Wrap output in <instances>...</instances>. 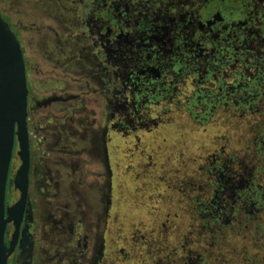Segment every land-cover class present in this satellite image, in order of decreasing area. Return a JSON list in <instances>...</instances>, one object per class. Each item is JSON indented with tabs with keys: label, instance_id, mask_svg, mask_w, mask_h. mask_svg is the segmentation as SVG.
I'll list each match as a JSON object with an SVG mask.
<instances>
[{
	"label": "flooded vegetation",
	"instance_id": "af4514ba",
	"mask_svg": "<svg viewBox=\"0 0 264 264\" xmlns=\"http://www.w3.org/2000/svg\"><path fill=\"white\" fill-rule=\"evenodd\" d=\"M1 1L10 3V6L15 3H51L59 6V10L72 8L81 14L80 26L72 30L66 28L55 37L60 45L67 43L70 46L72 42L78 44L79 49L73 55L72 66L86 64L82 62L81 51L92 58L94 65L91 73L96 79L94 85L97 86L93 90L89 86L86 91L88 94L99 95L103 100L102 119L94 110L79 111L81 105L77 101L78 94L67 88L64 82L69 75L57 78L63 81L60 84L62 92H52L51 88L45 87L47 80L55 77L46 76L43 69L34 68L37 61L24 58L23 54L22 56L28 91V130L31 125L30 110L35 109V106L44 111L46 118L51 115L50 107L55 105H60L63 113L85 115L89 121L95 119L94 115L97 116L107 197L99 240L92 247L93 253L89 252L92 255L87 264H115L131 259L136 264H170L169 261L173 259L172 253L161 259V251L148 250L137 257H130L124 253V249L117 248L114 241H110L113 245L110 252H104V233L107 232L110 238L108 226H112L119 218L117 213L113 217L110 215L116 201L113 199L112 172L107 150V143L111 141L110 134L116 133L129 138L138 131L151 132L159 124L173 122L172 115H185L189 121H193V125L200 127L213 122L211 119L219 112L238 121L249 117L252 122L249 133L253 137L245 148L243 161L239 160L235 164L237 158L229 159V166L234 165L233 169L236 167V170L230 171L220 163L214 164L218 165L217 170L211 168L212 163L204 168V187L214 194L212 205L216 206L215 209L210 207L209 211L206 208L208 204H200V201L188 196L186 190L189 185L184 182L185 176L167 178L165 185L171 184L172 190L170 186L166 194L168 199L163 201L176 206L178 210H184V215L192 217L194 212L193 221L203 233L210 235L209 239L212 241L218 234L222 240L223 232L228 230L243 241V244L248 242L250 234L251 240L264 241V0H0V3ZM30 64L34 66L31 67ZM43 79L46 82L41 81ZM38 95L43 96L41 103L37 101ZM158 110V117L150 119V115ZM134 139L139 143L136 136ZM29 146L27 207L7 264H81L83 256L87 255L88 245L80 226L68 228L65 231L66 238L62 241L64 228L54 232L47 223L46 204L50 196L45 195L46 185L42 179L44 173L39 170L47 155L35 162L40 172L36 185L42 199H39L35 208L31 202L34 163L30 139ZM136 146L135 151H138ZM138 154L140 161L146 160L143 152ZM215 160L219 161L220 158L213 159L212 162ZM16 161L18 160L13 154L6 187V207L15 204L19 197L10 183L17 169L14 166ZM244 163L249 166L246 167ZM156 168L151 162L145 166H137L140 175L133 178L137 188L130 193L129 181L126 180L128 170H120L117 181L119 205L135 209L157 208L158 203L153 200H158V195L149 197L148 193H154L159 188ZM68 175L74 186L84 184V179L76 178L71 169ZM179 188L185 191L181 192ZM175 190L181 195L177 196ZM171 194L173 196L169 197ZM175 195L177 198L173 200ZM165 204L167 203L163 205ZM39 212H45L42 223L46 229L45 239L40 243L36 236L39 227L36 213ZM118 227L126 226L118 224ZM14 233L15 226L8 224L5 231L7 248L13 241ZM120 233L122 236L117 235L116 241L121 239L136 254L141 245L133 238L127 242V234L123 235L122 230ZM148 243L146 248L152 249L154 242ZM254 247L259 248L257 245ZM245 251V246L237 248L233 264H262L256 260V256H250ZM180 254L182 257L177 261L179 264L205 263L201 255L192 256L185 252ZM218 264H226L222 254Z\"/></svg>",
	"mask_w": 264,
	"mask_h": 264
},
{
	"label": "rangeland",
	"instance_id": "374dc122",
	"mask_svg": "<svg viewBox=\"0 0 264 264\" xmlns=\"http://www.w3.org/2000/svg\"><path fill=\"white\" fill-rule=\"evenodd\" d=\"M58 7L51 3L43 5L15 3L10 6V3L1 1L0 16L11 28L19 42L24 58L29 57L38 62L37 66L30 64L31 67L43 69L46 76L55 77L47 80L45 88H51L52 92H62L60 84L63 81L57 78L69 75L68 79L63 80H65L67 88L78 94L79 100L77 101L81 105L79 111L94 110L97 116L102 119L103 100L101 101L99 95L88 94L86 91L89 86L90 90L97 86L94 85L96 79L91 73V68L94 65L92 58L81 51L82 62L86 64L72 66L73 55L79 49L78 44L72 42L70 46H67V43L60 45L55 37L57 34L63 33L66 28L72 30L74 27L80 26V11H73L72 8L59 10ZM62 37L64 38V36ZM41 81L46 82V79ZM43 96L38 95L37 101L41 103ZM75 107L78 105L74 106V109ZM60 108V105L50 107L51 115L48 118L45 117L44 111L36 106L35 109L30 110L31 125L28 132L34 163L31 174L33 185L31 202L35 208L36 204L40 202L39 199H42L36 185L40 177L39 170H42L44 173L42 179L46 185L45 195L50 196V200L46 204L47 223L54 232H59L64 228L62 241L66 238L65 231L68 228L80 226L88 245L87 255L83 256L81 264H87L92 255L90 253H93V245L95 246L99 240L98 234L106 210L107 188L101 161L100 126L96 124L97 116L94 114L95 119L89 121L85 115H70L61 112ZM159 112L160 110L154 111L150 115V119L157 118ZM172 116L173 122L159 124L151 132L138 131L136 134L130 135L129 138L116 133L110 134L111 141L107 143V150L112 172L113 199H116L110 215L113 217L114 213L115 215L117 213L119 218L112 226H108L111 232L110 238L107 232L104 233L105 254H108L110 247L113 246L110 241H114L117 248L124 249V253L130 257H137L145 250L161 251V259L172 253L174 257L169 263L179 264L177 261L182 257L180 252H185L192 256L201 255L205 261L204 264H218L220 254H222L226 264H233L237 248L245 246V252L248 255L256 256V260L264 264V241H253L250 234L248 242L243 244V241L236 235L231 234V230L223 232L222 240L218 234L213 237L212 241L209 239L210 235H207V232L203 233L199 225L193 221L194 212L192 217L184 215V210H178L179 208L177 209L176 206L163 201L168 199L166 194L171 186V184L165 185L167 178H172V176L183 178L185 176L184 182L189 185L186 190L188 196L192 200L200 201V204H208L206 208L209 211L210 207L215 209L216 206L212 205L214 194L204 187L206 182L204 168L212 163L211 168L217 170L218 165L214 164L220 163L230 171L236 170V167L233 169L234 165L229 166V159L237 158L238 160L234 161L236 164L244 158L245 148L253 137V134L249 133L252 124L249 117L238 121L219 112L214 115L213 120L211 119L213 122L200 127V125H193L190 116V121L185 115ZM134 136L139 143L135 141ZM135 145H137L138 151H135ZM139 152H143L146 158L143 162L140 161ZM45 155H47L45 163L38 170L35 162L40 161V158ZM216 158H220V160L212 162ZM149 162L157 167L155 175L159 188L154 193H150V191L148 193L149 197L158 195L159 199L153 200L154 203H158L156 206L158 211L157 208L154 210L144 209L146 207L135 209L131 206L119 205L117 181L120 170L123 171L124 168L128 170L126 174L130 189L128 191L129 193L130 191L135 192L137 186H135L133 178L140 175L137 166H145ZM244 164L246 167L249 166ZM14 166L15 169L18 168L19 162L16 161ZM70 169L76 178L84 179L83 185H73L72 178L68 175ZM165 176L167 177L165 178ZM179 191L182 192L185 189L179 188ZM179 191L175 190L177 196L181 195ZM176 195L173 200L177 198ZM172 196V194L169 195V197ZM164 203L167 204L163 205ZM36 216L39 225L36 236L40 243L46 235V229L42 223L45 212L36 213ZM118 224H125L126 227H118ZM121 230L125 233L123 235L127 234V242L133 238L137 244L141 245L136 254L132 253L121 239L116 241L117 235L122 236ZM150 241L154 242L153 248L147 249ZM254 245L259 248H255ZM115 264L136 263L131 259Z\"/></svg>",
	"mask_w": 264,
	"mask_h": 264
},
{
	"label": "water",
	"instance_id": "95a60500",
	"mask_svg": "<svg viewBox=\"0 0 264 264\" xmlns=\"http://www.w3.org/2000/svg\"><path fill=\"white\" fill-rule=\"evenodd\" d=\"M27 95L20 45L0 16V264H7L13 252L19 225L27 207L30 170ZM13 154L19 166L10 183L19 197L15 204L6 207V187ZM8 224L15 226V233L7 248L5 231Z\"/></svg>",
	"mask_w": 264,
	"mask_h": 264
}]
</instances>
